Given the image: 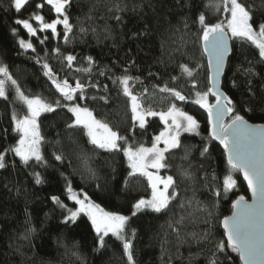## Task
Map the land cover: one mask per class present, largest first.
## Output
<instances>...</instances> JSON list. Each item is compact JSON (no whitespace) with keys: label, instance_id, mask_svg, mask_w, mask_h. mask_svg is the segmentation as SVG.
<instances>
[{"label":"trees","instance_id":"trees-1","mask_svg":"<svg viewBox=\"0 0 264 264\" xmlns=\"http://www.w3.org/2000/svg\"><path fill=\"white\" fill-rule=\"evenodd\" d=\"M242 2L252 5L255 22L260 23L264 0ZM37 4L43 6L37 8ZM208 5L209 0H70L66 11L74 27L66 42L62 24L53 36L50 29L39 31V22L31 19L33 14L42 15L45 22L57 17L46 0H28L19 12L12 0H0V63L8 66L26 95L40 96L54 106L38 117L44 161L32 159L25 164L7 152L6 166L0 168V264H128L122 241L115 236L109 234L104 246L98 245L86 214L65 222L67 210L52 197L74 210L69 184L73 192L86 194L105 210L129 217L125 235L132 241L135 264H209L213 253L216 264H240L236 252L230 248L217 252L216 245L225 242L221 219L230 214L236 196H247L246 188L239 173L232 170L236 186L224 193L223 178L230 171L224 146L211 138L207 112L195 103V93L208 87L197 18L203 13L209 23H217L228 15ZM18 19H29L38 29L36 35L30 37L16 23ZM20 39L31 40L35 51L21 48ZM57 48L59 53L53 51ZM68 54L77 58L71 68L63 60ZM88 56L95 61L92 71L77 72L88 67ZM44 62L58 79H67L72 86L77 79L85 84V99L77 93L72 102L66 101L44 75ZM181 65L192 69V76L182 72ZM125 69L127 75L139 78L132 85L133 94L140 96L147 89L142 97L145 108L161 112L175 104L199 124L198 134H181V144L190 149L187 156L183 146L166 153L168 167L161 174L173 176L177 195L161 212L141 209L132 214L133 205L148 198L151 188L143 175H129L122 149L150 146L164 126L157 116L146 117L143 128L132 120L129 99L113 83ZM102 70L104 75H100ZM165 85L186 99L161 92ZM221 86L238 114L264 124V62L258 49L247 41L231 40ZM6 95L7 99L0 97V151L19 139L13 131V110L21 116L27 112L15 99L10 82ZM100 97H107V102ZM57 100L60 107H55ZM72 103L88 107L96 119L125 137L119 142L120 150L91 144L82 126L66 127L74 118L63 105ZM205 147L208 151L202 155ZM55 155H62L63 160H56ZM35 173L40 174L39 184Z\"/></svg>","mask_w":264,"mask_h":264},{"label":"snow or ice","instance_id":"snow-or-ice-1","mask_svg":"<svg viewBox=\"0 0 264 264\" xmlns=\"http://www.w3.org/2000/svg\"><path fill=\"white\" fill-rule=\"evenodd\" d=\"M27 3L28 0H12V6L17 12ZM46 3L51 5L57 17L50 22H45L42 15L33 14L31 19L39 22V31L50 29L53 36L57 35V25L62 24L64 28L63 35L67 42L69 33L72 32L74 27L70 23L66 11V6L70 3V0H46ZM42 6L37 4L36 7L40 8ZM208 6L217 10L222 8L228 15L224 18V21L217 23H209L203 13L197 18L202 32L200 39L204 42V51L209 56V84L211 86L206 91L195 93L197 97L195 103L207 110L210 125L209 134L212 138L220 141L227 154V164L230 171L223 178L224 193L227 194L236 186V180L231 175V171L234 170L242 174L243 179L247 182L248 189L254 197V202L251 205L245 201L243 196L233 201V208L241 209V211L235 212L231 218L225 217L222 221L224 236L227 239L226 242H218L216 250L223 253L226 248H230L233 252L239 254L243 264H264V125H249L244 116L238 114L233 101L221 91L219 85V77L223 71L225 56L229 50V33L231 38L247 41L258 49L259 57L264 62V18L257 24L252 12V5L242 2V0H209ZM117 10L119 11L118 7ZM116 19L119 20L120 17L117 16ZM16 23L22 25L30 37L36 35L38 29L33 27L29 19H18ZM185 27H187V24H185ZM84 30L81 28L82 32ZM15 32L16 30L13 29V33ZM45 39L47 38L45 37ZM40 42L43 43L44 41L41 40ZM19 45L23 49L35 51L31 40L20 39ZM53 51L59 53L58 48L53 49ZM76 59L71 54L63 56V60L67 62L66 66L69 68L72 67ZM85 59L88 62V67L77 68V72L87 73L92 71L95 61L91 56ZM37 63H40L39 58ZM42 68L44 75L51 80L56 90L66 101L72 102L77 93L80 94L79 98L81 100L85 99L83 92L86 85L79 79L76 80L75 86H72L67 79H58L57 74L47 62L42 64ZM181 70L188 76H192L193 70L188 68L187 65H181ZM245 71L250 72V70ZM104 74L102 70L100 75ZM0 77H3L0 78V97L7 99L6 84L10 82L15 90V99L26 106L27 109L26 114L22 116L18 115L15 110L12 112L13 131L18 134L19 139L16 140L14 145L0 151V168L6 166L5 154L7 152H13L25 164L32 159L43 162L44 157L41 154L40 146L44 137L40 131L38 117L43 112L53 111V104L46 102L40 96L26 95L17 80L9 72L8 66L3 63H0ZM172 79L175 80L176 77H172ZM138 80V77L127 75V69H125L124 74L117 77L113 83H118L123 95L129 99L133 121L138 122L139 126L143 128L146 124V117L159 116L164 123V129L153 137L151 147L141 145L136 149L124 147L122 150L132 169L129 175L140 173L147 177L152 189L151 199H140L133 205V208L139 210L150 207L155 212H161L168 207L170 200L177 195L173 176L161 177L158 175L160 169L168 167L166 153L183 146L181 144V133L195 132L198 134L199 124L192 115L182 111L175 104H171L167 111L161 112L145 108L142 97L147 89L140 96L133 94L132 85ZM193 87H196L195 81H193ZM159 90L174 96L180 101L186 99L180 91L167 85ZM249 90L251 91V89ZM209 95L215 97V103H209ZM100 99L107 102V97H100ZM60 106V102L57 100L55 107ZM63 106L67 107L68 112L74 117L66 127L82 126L91 144L109 151L120 150L119 142L125 140V137L120 136L106 122L96 119L88 107L76 103ZM228 114L231 118L225 124L223 117ZM161 142L163 147H159ZM183 147H185V156H187L190 149L188 146ZM207 151L208 149L205 147L201 154L203 155ZM55 159L63 160V156L55 155ZM149 168L156 171H148ZM184 174L188 175L186 171ZM35 182L37 184L42 182L39 173H35ZM169 189L172 191L170 192ZM67 191L69 193L68 198L74 200L78 205L75 210L67 209V206L61 203L59 197H52L56 204L67 210L68 215L64 217L65 222L75 221L80 213H85L91 220L92 227L97 234L98 245L103 247L105 244L104 238L112 234L122 241L123 252L127 257L128 264H135L132 241L125 235L129 217L105 211L98 204L91 201L86 194L83 199L76 194H72L73 190L70 184L67 186ZM215 194L219 195L220 193L217 191ZM132 214L135 215L136 212L133 211ZM215 256L216 253H213V258L209 261V264H216Z\"/></svg>","mask_w":264,"mask_h":264},{"label":"water","instance_id":"water-1","mask_svg":"<svg viewBox=\"0 0 264 264\" xmlns=\"http://www.w3.org/2000/svg\"><path fill=\"white\" fill-rule=\"evenodd\" d=\"M201 45H202V49H203L204 56H205L206 68H207V71H208V87H210L211 85L209 84V73H210V69H209V56H208V54L204 51V42H203V41H202ZM228 49H229V50H228V52H227V54H226V56H225V60H224L223 71H222V73H221V75H220V77H219V85H220L221 91H223L222 86H221V79H222V76H223V73H224V70H225V65H226L227 57H228V55H229L230 52H231V39H230V38H229V40H228ZM212 71H213V74H214V69H213ZM223 92H224V91H223ZM224 93H225V92H224ZM210 96L213 97V98L215 99L214 96H212V95H210ZM213 103H215V100H214ZM229 116H230V114L225 115V116L223 117V122H225L226 119H227ZM207 117H208V112H207ZM245 120L248 122L249 125H264V124H262V123H253V122H250V121H248L247 119H245ZM228 122H229V121H227L225 124H227ZM209 130H210V125H209ZM211 138H212V137H211ZM212 139H214V138H212ZM214 140H216L217 142L220 143L219 140H217V139H214ZM224 157H225V161H226V163H227V154H226V152H225V149H224ZM238 173H239V172H238ZM239 176H240L241 180L243 181V183H244V185H245V188H246V192H247V196H246V197L243 196V197L245 198V201H247L248 204L251 205V204L254 202V197H253L251 191L248 189L247 182L243 179V176H242L241 173H239ZM240 196H242V195H238V196H236V198H235L233 201L237 200V198L240 197ZM233 201H232V203H231V212H230V214H228V215L225 216V217L231 218V217H233V214H234L235 212L241 211V209L233 208ZM225 217H223V218L221 219V221H220V226H221V229H222V231H223V235H224V226H223L222 221L224 220ZM224 239H225V242H226V239H227V238H226L225 236H224ZM237 257H238V260H239L240 264H243V262L240 260V257H239V254H238V253H237Z\"/></svg>","mask_w":264,"mask_h":264},{"label":"rangeland","instance_id":"rangeland-1","mask_svg":"<svg viewBox=\"0 0 264 264\" xmlns=\"http://www.w3.org/2000/svg\"><path fill=\"white\" fill-rule=\"evenodd\" d=\"M229 35V37H230V39L231 40H233V39H236V38H231V34L229 33L228 34ZM207 88L208 87H206V89H205V91L207 90ZM196 99H197V97L195 98V101H196ZM214 98L213 97H208V101H209V103H213L214 102ZM70 105V104H69ZM182 110V109H181ZM165 111H167V110H165ZM183 111V110H182ZM184 112H186V111H184ZM206 112H207V110H206ZM188 113V112H187ZM189 115H191L190 113H188ZM158 118H159V116H157ZM74 118V117H73ZM195 118V117H194ZM230 118H231V116H229L227 119H226V121L224 122V123H226L227 121H229L230 120ZM160 119V118H159ZM161 121V120H160ZM162 122V121H161ZM162 124H163V126H164V123L162 122ZM184 133V132H183ZM182 134V133H181ZM152 145V144H151ZM151 145L150 146H144V147H151ZM159 147H163V143L161 142L160 143V145H159ZM139 148V147H138ZM136 149V148H135ZM106 150V149H105ZM19 158V157H18ZM20 159V158H19ZM127 164H128V167H129V171L131 172L132 171V169H131V167L129 166V161H128V158H127ZM148 171H152V172H155L156 170H154V169H151V168H149L148 169ZM234 171V170H233ZM161 172H162V169H160L159 170V172H158V175H160L161 177H166V176H169V175H162L161 174ZM135 174H140V173H135ZM141 175V174H140ZM145 177V176H144ZM146 179H147V177H145ZM148 180V179H147ZM150 188H151V186H150ZM170 190V189H169ZM72 194H76V195H78L81 199H83L84 198V193H79V192H72ZM151 195H152V189H151V194H150V196L148 197V198H145V200H149V199H151ZM72 201H74V200H72ZM75 202V201H74ZM76 203V202H75ZM232 203V202H231ZM96 204V203H95ZM100 206V205H99ZM78 207V205L76 204V208ZM101 207V206H100ZM75 208V209H76ZM102 208V207H101ZM74 209V210H75ZM102 209H104V208H102ZM142 209H150V210H152L150 207H145V208H142ZM105 210V209H104ZM139 210H141V209H139ZM139 210H135L134 208H133V211H135V212H137V211H139ZM105 211H107V210H105ZM132 211V212H133ZM107 212H109V211H107ZM85 214V213H84ZM119 214V213H118ZM121 215H123V214H121ZM87 216V215H86ZM124 216H126V215H124ZM88 217V216H87ZM88 219H89V217H88ZM89 221L91 222V220L89 219ZM92 225V224H91ZM112 235V234H111Z\"/></svg>","mask_w":264,"mask_h":264}]
</instances>
